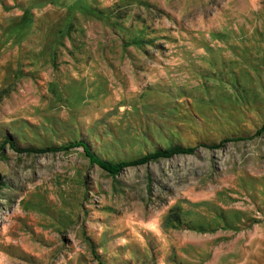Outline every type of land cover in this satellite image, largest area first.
Listing matches in <instances>:
<instances>
[{"label":"rangeland","instance_id":"1","mask_svg":"<svg viewBox=\"0 0 264 264\" xmlns=\"http://www.w3.org/2000/svg\"><path fill=\"white\" fill-rule=\"evenodd\" d=\"M0 264H264V0H0Z\"/></svg>","mask_w":264,"mask_h":264},{"label":"trees","instance_id":"2","mask_svg":"<svg viewBox=\"0 0 264 264\" xmlns=\"http://www.w3.org/2000/svg\"><path fill=\"white\" fill-rule=\"evenodd\" d=\"M192 148L191 147H181V146H172L169 149L165 150V151H161V150H156L155 152L151 153V154H146L144 155L142 158L143 159H147V158H155V157H160V156H169L172 155L173 153H180V152H187V151H191ZM101 165H103L105 168H109V169H114L117 170L118 168L122 167L123 165H129V164H120V163H115V162H106L103 163V161H101Z\"/></svg>","mask_w":264,"mask_h":264}]
</instances>
